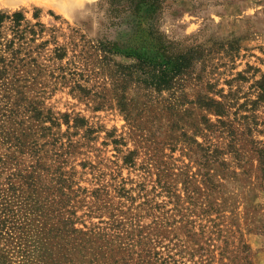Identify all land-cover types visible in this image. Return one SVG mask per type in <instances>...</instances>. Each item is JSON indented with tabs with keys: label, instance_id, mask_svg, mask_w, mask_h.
<instances>
[{
	"label": "rangeland",
	"instance_id": "1",
	"mask_svg": "<svg viewBox=\"0 0 264 264\" xmlns=\"http://www.w3.org/2000/svg\"><path fill=\"white\" fill-rule=\"evenodd\" d=\"M132 9L129 0H0V13L42 27L31 42L41 44L39 67L20 88L21 105L43 118L24 125L51 167L41 189H54L58 167L75 227L101 229L95 245L108 264H264V0H164L152 19ZM186 49L198 59L169 89L128 76L139 58ZM38 122L49 127L42 137ZM19 159L10 166L34 162L29 151ZM15 184L31 202L5 206L0 256L41 264L35 188Z\"/></svg>",
	"mask_w": 264,
	"mask_h": 264
},
{
	"label": "trees",
	"instance_id": "2",
	"mask_svg": "<svg viewBox=\"0 0 264 264\" xmlns=\"http://www.w3.org/2000/svg\"><path fill=\"white\" fill-rule=\"evenodd\" d=\"M129 3L130 9L133 8L131 12L137 13V11H141L142 7H145L146 16L142 18L152 19L161 9L164 0H129ZM37 28L41 29L42 27L39 23L30 25L25 22L24 14L21 11L11 14L0 13V38L4 35L5 30L10 34L8 38L3 36L5 43L0 42V91L4 93L0 99V144L7 147L3 154L0 153V176L6 172L8 176L0 184V235L6 228V219L9 218L5 206L9 202L20 200V205L26 209V205L31 202L30 196L27 199H21L17 193V190L21 189V185L15 184V179L18 178L20 183L24 182L28 188L32 190L35 188L33 193L36 197L33 206L37 208L34 211L37 213L39 228L33 241L40 242V244L38 242V250L41 264H93L101 261L108 264L110 258L106 260L101 251L102 248L95 245L100 235L104 237L101 229L82 230L75 227V219L72 217L74 213L70 211L69 207H66L67 204L64 201L66 197L67 201L69 200V194L66 193L67 185H65L67 180L58 167L50 173L49 178V183L52 184V187H49L54 189L50 192H44L41 189L45 186L44 176L47 175L45 171L51 167H45V164L42 163L41 158L44 157L38 155L39 148H37L36 140L27 141L34 135V132L29 133V128H24V125L29 121L43 122V118L41 111L34 103L25 104L26 108L21 105L25 98L22 89H20L23 84L28 85L26 82L32 68L39 67L38 50L41 44L36 46L31 44L34 38L40 34V29ZM153 34L159 39L154 30L148 33V35ZM197 59L196 52L192 49L177 53L172 58L165 55V58L160 62L139 58L138 63L134 64L133 70L128 76L136 74L147 85L157 89H169L175 79ZM12 93L15 94L13 96L15 102L9 101ZM21 106L23 111L20 110ZM39 122L37 131L41 133L42 137L43 131L48 130L49 127H43L39 125ZM28 126L32 128L30 123ZM25 151L33 154L34 162L23 166L20 170L16 169L17 162H15L16 166L11 167L14 161L20 160L19 156L25 154ZM259 162L264 186V148L259 150ZM11 169L14 170L11 171ZM10 229L15 230L14 227ZM25 233L27 232L25 231ZM21 234L14 237L15 242L27 246L26 238ZM15 246L18 250L23 248V246ZM81 252L83 255L85 254V257ZM2 258L3 256H0V264H4Z\"/></svg>",
	"mask_w": 264,
	"mask_h": 264
}]
</instances>
